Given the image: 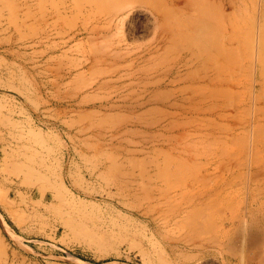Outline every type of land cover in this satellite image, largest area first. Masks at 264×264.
Masks as SVG:
<instances>
[{
  "label": "rangeland",
  "instance_id": "obj_1",
  "mask_svg": "<svg viewBox=\"0 0 264 264\" xmlns=\"http://www.w3.org/2000/svg\"><path fill=\"white\" fill-rule=\"evenodd\" d=\"M84 1L0 0V264H264V0H225L222 70L161 0Z\"/></svg>",
  "mask_w": 264,
  "mask_h": 264
},
{
  "label": "bare ground",
  "instance_id": "obj_2",
  "mask_svg": "<svg viewBox=\"0 0 264 264\" xmlns=\"http://www.w3.org/2000/svg\"><path fill=\"white\" fill-rule=\"evenodd\" d=\"M98 1L100 2V0H91V1L87 0L86 2L84 1L83 9L93 8L99 5ZM104 1L110 2V0H104ZM161 1L164 4V11L161 12L158 10V12L152 13L154 16L155 23L158 24L157 36L160 39V43L164 42V44H166L165 41L177 43L178 40H180L179 30L184 29L187 32V36L183 41L187 43V47L189 48L190 46L191 48L192 45L194 46V44H196L198 48L200 47L202 48L201 51H199L198 49L197 52L192 51V49H190L191 57L193 58V60L194 58H196V60L198 61L201 58L200 61L206 63L207 65L204 64V66L205 67L208 66L207 68L209 70H214L216 68L222 70L223 67L222 56L218 57V59L214 61L213 54H211L212 51H210L208 47L210 45H215V43L212 41L213 35H216L218 39L221 38V40L223 38V33L225 30V10H226L225 0H161ZM134 2L130 0H117L115 4V8L112 2L111 4H113V9L115 10L113 12L111 11L110 14H105V15L110 19V22H116L118 24V22L121 21V18L123 17L124 14H126V12L133 10L136 7L135 6L136 3L139 2L141 3L142 1L139 0V2H135V3ZM100 3L101 5L103 4L102 1ZM106 4L107 5L109 4L110 7V3H106ZM96 11L98 10L96 9ZM172 14H175L174 18L170 16ZM189 31H191L190 34L188 33ZM216 45L219 49L222 48L218 46L219 45L218 43ZM212 61H214V63H210ZM172 68L173 66L171 67L172 71L175 70L174 68L173 69ZM254 197H253L254 200H251L252 198H250L249 201L251 200L250 203L254 202L257 205L260 213V217H258L257 220L256 219L253 220L252 226L248 225L249 226L248 229L250 230L249 231L250 235L253 238H256L255 240H257V239H261L264 236V231L261 228V225L264 224V188H262L261 192L259 194H256ZM166 198H171V197L169 196ZM225 199L227 200V198ZM174 203H176V205H179L180 209L184 208L186 205L185 203L182 204V202H177V201L172 202V205ZM218 203H223V202L219 199ZM0 221L2 222L4 221L2 215H0ZM233 225H235L234 221H230V220L225 221L222 225H220L219 229H224V227L226 226L229 227L224 233L229 238L235 239V237H237V232L234 229H232ZM188 242L189 241H182V243H188Z\"/></svg>",
  "mask_w": 264,
  "mask_h": 264
}]
</instances>
